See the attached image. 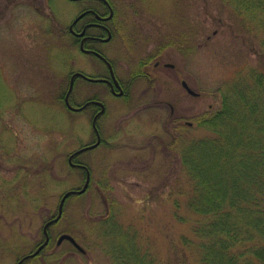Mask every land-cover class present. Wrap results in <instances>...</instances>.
<instances>
[{
	"label": "rangeland",
	"instance_id": "rangeland-1",
	"mask_svg": "<svg viewBox=\"0 0 264 264\" xmlns=\"http://www.w3.org/2000/svg\"><path fill=\"white\" fill-rule=\"evenodd\" d=\"M13 1L8 16L42 9L51 12L53 31L46 37L39 27L29 36L20 29L27 46L18 53L13 33L0 27V264L32 254L63 195L83 187L85 174L70 167L68 157L96 142L98 107L71 112L59 98L75 72L108 75L105 64L58 30L94 2L53 0L50 7L38 0L35 10ZM112 1L120 25L99 48L126 95H113L103 83L74 84L78 107L92 99L105 104L97 118L103 143L79 157L91 171L89 189L66 200L62 219L48 228L51 245L26 264H120L121 253L128 264H202V241L194 233L200 218L189 208L192 188L175 129L181 125L188 141L211 136L199 120L221 110L229 87L242 78L252 83L255 71L264 81V13L247 12L237 0ZM154 54L150 65L141 64ZM138 73L142 77H134ZM183 81L200 95L188 94ZM63 234L86 254L67 240L57 247ZM254 243L263 244L259 238Z\"/></svg>",
	"mask_w": 264,
	"mask_h": 264
},
{
	"label": "trees",
	"instance_id": "trees-1",
	"mask_svg": "<svg viewBox=\"0 0 264 264\" xmlns=\"http://www.w3.org/2000/svg\"><path fill=\"white\" fill-rule=\"evenodd\" d=\"M237 1L247 12L264 13V0ZM263 25L264 20V29ZM154 58L155 54L141 64L150 65ZM256 73L250 75L252 83L242 78L229 87L221 110H210L199 120L211 136L188 141L181 125L175 129L181 136L176 150L192 188L189 208L200 218L194 233L202 241V264H264V81ZM112 212L110 208L108 225ZM256 238L263 243L259 248ZM114 249L123 251L118 245ZM120 255L117 261L128 264V254Z\"/></svg>",
	"mask_w": 264,
	"mask_h": 264
},
{
	"label": "flooded vegetation",
	"instance_id": "flooded-vegetation-1",
	"mask_svg": "<svg viewBox=\"0 0 264 264\" xmlns=\"http://www.w3.org/2000/svg\"><path fill=\"white\" fill-rule=\"evenodd\" d=\"M37 1L38 0H19L20 3H27L28 2L29 4H34L35 10L37 9V7L35 5V2H37ZM46 1H47L48 4H50V7H52L51 3H52L53 0H46ZM68 1H71V2H79V1L86 2L87 1L88 3H93L94 2L95 4L99 5L101 8H103L106 11V12H101L100 7L95 6V4H94V6L89 5L79 14V15H81V14L85 13V16H83V18H81L74 25L73 31H71V29H70L71 26H69L68 29H64L63 27H61V28L59 27L58 30L59 31L61 30L62 32H64L65 35H63V37H66L67 35H70L75 40V42L79 45L80 50H81V46L84 45V48L86 50H91V51L98 52L104 58L107 59V57L105 56L103 51H101L99 46L102 45V44H106V43L111 42L113 40V38H114L115 32H117V30L119 28V25H120L119 22H118V15H116V9L114 7L113 1L112 0H68ZM13 2H14L13 0H0V23H2V26H0V27L2 28L3 32L5 31L4 33H13V35H14L13 46L15 48L14 50H16V52L20 53V51L24 50V48L27 45H26L25 42L23 43L22 41H20L21 38H20V36L18 34V32H20L19 30L20 29H23L25 31L27 30L28 35L32 36L34 34V32H36L37 29H39V27H40L42 29L43 34L46 37H47V35H51L52 31H53V28L51 26L52 23L50 21L51 19L47 18L48 15L51 14V12L49 14L46 11L41 9L38 12L37 11H34V12L30 11V12L23 13V14L19 13L17 15L8 16L9 15L8 14V11H9L8 9L10 8V6L12 5ZM111 10L113 11V15L112 16H111ZM4 33H3V35H4ZM109 36H111L110 40L109 41H105V39H107ZM23 37L24 36H22V38ZM24 39H25V37H24ZM81 52L84 53V54H88V53H86V52H84L82 50H81ZM88 55L95 56L94 54H88ZM97 60H99L101 63L105 64L107 69H108V75L102 76L101 79L112 81L111 69L108 66V64L103 59H101L100 57L97 58ZM108 62L112 65V68L114 70L113 64L109 60H108ZM158 65H159V62L156 63V66H158ZM73 74L71 75L70 83H71ZM114 74H115V70H114ZM115 76H116V74H115ZM88 77H90V76H88ZM78 79L88 80V79H86L84 77H81V76L80 77H76L74 84L76 83V81ZM116 79H118L117 76H116ZM118 81H119V79H118ZM19 83L21 85V78L19 79ZM119 83H120L121 89H118L115 86L116 88L114 87V89H115L114 91H113V88H112L111 84H109L107 82L103 83V84H106L109 87V89H110V91H111V93L113 95L118 96V93H120L121 90H122L123 94L121 96H124V95H126V91L124 89V85H122V83L120 81H119ZM69 88H70V84H69L68 90L65 93V95L62 94V96H60V98H59V101L63 104V106L68 111L71 110V112H82L83 110H85V109L90 107V105H88L83 110H80V111L75 110L77 108H80L81 106L78 107L75 104V102L72 100V93H71L70 98H69V102H70L72 108H69V106L67 104V101H66ZM73 90H74V88H73ZM73 90H72V92H73ZM92 100H95V99H92ZM29 101H34V99L32 98ZM96 107H98V109L96 110V115H98L100 113V111L102 110V108L100 106H96ZM21 108H23V107H20V109ZM171 113L172 114L174 113V108L173 107L171 109ZM96 115H95V117H96ZM186 125H188V123H186ZM98 130H99V128H98ZM99 132H100V130H99ZM95 135H96V133H95ZM100 135H101V133H100ZM96 141H97V136H96ZM102 143H103V141L101 140L100 145L95 147V148H93L92 150L100 147L102 145ZM89 150H91V149H89ZM83 153L77 154V155H75L72 158L71 166H73L74 169H79L80 170L81 168H79V167L84 166V164H82L80 162V160H79V157ZM72 154L73 153H71L69 155L68 161H69V158H70V156ZM83 171L87 175L86 170L84 169ZM43 242L44 241H42L38 245V247ZM51 242H52V236H50V244H51ZM43 252H44V250L41 253H43ZM29 260H31V258L26 260V261H24L22 264H26L27 261H29Z\"/></svg>",
	"mask_w": 264,
	"mask_h": 264
},
{
	"label": "water",
	"instance_id": "water-1",
	"mask_svg": "<svg viewBox=\"0 0 264 264\" xmlns=\"http://www.w3.org/2000/svg\"><path fill=\"white\" fill-rule=\"evenodd\" d=\"M112 15H113V11L111 10V16H112ZM83 16H85V13L79 15V16L75 19V21L72 23V25H71V27H70L71 31H73V27H74V25H75V24H76L81 18H83ZM110 38H111V36H109L107 39H105V41H109ZM81 50L84 51V52H86V53H92V54H95V55H97L98 57H100L101 59H103V60L108 64V66H109L110 69H111V77H112L113 82H110V81H108V80H104V79H93V78H89V77H87L86 75H84V74H82V73H75V74L72 76V80H71V84H70L69 92H68L67 99H66L67 104H68V106H69L70 108H72V106H71V104H70V102H69V97H70V94H71V92H72V90H73V87H74V81H75V78L78 77V76H82V77L88 79L89 81H93V82H107V83H110L111 86H112V88H113V91L115 90V89H114L115 86H116L118 89H121L120 84H119V82H118V80L116 79V76H115V74H114V70H113V68H112V65L108 62V60H107L106 58H104L101 54H99V53H97V52H95V51L86 50V49L84 48V45L81 46ZM166 66L173 67V65H170V64H167ZM182 85H183V87L188 91V93H189L190 95H192V96H199V94H198L194 89H192V88L188 85V83H187L186 81H183ZM122 94H123V91L121 90V92L119 93V95H122ZM90 103L97 104V105H99V106L102 108V110L100 111V113H99V114L94 118V120H93V128H94V130H95V132H96V134H97V142H96L95 144L91 145V146L84 147V148L78 150L77 152H75V153L70 157V159H69V161H70L71 164H72V158H73L75 155H77V154H81L82 152L87 151V150H89V149H93V148L97 147V146L101 143V136H100L99 130H98V128H97V118H98L99 115H101V114L104 113V111H105V106H104L103 103L98 102V101H93V102H90ZM90 103H87V104L84 105L83 107L78 108V109H75V110H82V109L86 108ZM190 125H192V124H190ZM81 167L85 168L86 171H87V179H86V182H85L84 187H83L81 190H78V191H76V190H70V191L66 192V193L63 195V197H62V199H61V202H60V205H59L58 216H57L56 218H54V219L48 221V222L45 224V226H44V230H43V231H44V235H45V237H46L44 243H43L42 245H40V246L38 247V249H37L35 252H33L32 254H29V255L24 256V257L18 262V264H22L24 261H26V260H28V259H30V258H34L35 256H37V255H38V254H39V253H40V252H41V251H42V250H43V249L49 244L50 236H49L48 228L50 227V225H52V224L58 222V221L61 219V217H62V215H63L64 205H65L66 200H67L71 195H74V194H83V193H85L86 190L88 189V186H89V184H90V179H91L90 171H89L88 168L85 167V166H81ZM64 240H68V241H70V242L73 243V244H74V245H75L80 251L84 252L83 248H82V247L76 242V240H75L72 236H70V235H68V234H64V235H62V236L60 237V239L58 240V244H57V245L60 246Z\"/></svg>",
	"mask_w": 264,
	"mask_h": 264
}]
</instances>
